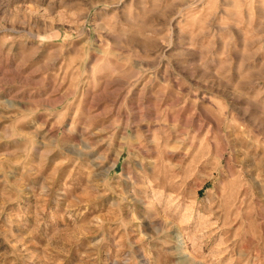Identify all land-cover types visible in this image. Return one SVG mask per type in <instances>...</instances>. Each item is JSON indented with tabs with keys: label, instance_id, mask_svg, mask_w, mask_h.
I'll return each mask as SVG.
<instances>
[{
	"label": "clouds",
	"instance_id": "clouds-1",
	"mask_svg": "<svg viewBox=\"0 0 264 264\" xmlns=\"http://www.w3.org/2000/svg\"><path fill=\"white\" fill-rule=\"evenodd\" d=\"M0 264H264V0H0Z\"/></svg>",
	"mask_w": 264,
	"mask_h": 264
}]
</instances>
